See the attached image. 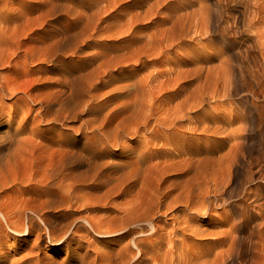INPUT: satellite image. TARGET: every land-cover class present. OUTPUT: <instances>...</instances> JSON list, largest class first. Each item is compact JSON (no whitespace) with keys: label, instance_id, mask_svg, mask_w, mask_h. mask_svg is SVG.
Masks as SVG:
<instances>
[{"label":"rangeland","instance_id":"1","mask_svg":"<svg viewBox=\"0 0 264 264\" xmlns=\"http://www.w3.org/2000/svg\"><path fill=\"white\" fill-rule=\"evenodd\" d=\"M0 16L23 72L0 71L19 89L6 112L32 105L14 122L32 140L20 174L42 159L36 180L2 194L23 213L16 232L3 224L2 264H165L182 251L174 264H210L242 218L231 204L262 211L244 191L264 187V0H0ZM218 187L235 189L230 204L212 203ZM148 220L166 230L134 263Z\"/></svg>","mask_w":264,"mask_h":264},{"label":"bare ground","instance_id":"2","mask_svg":"<svg viewBox=\"0 0 264 264\" xmlns=\"http://www.w3.org/2000/svg\"><path fill=\"white\" fill-rule=\"evenodd\" d=\"M256 18V13L252 10L249 11V19L254 20ZM249 21V22H250ZM6 22L4 17L0 16V71L4 69H10L13 73L17 74L16 76H20L23 74L22 71L18 70L19 61H18V46L19 42L16 40L15 32L12 35L7 36V34L11 31L7 29L3 23ZM10 39L13 43L11 47H7V40ZM19 89H16L11 83L6 82L3 76L0 74V247L3 245V239L1 238V232L3 229V224H6L10 231L16 232V230L11 227L13 224L14 218H19L22 216L21 210H15V208L7 207L3 202V192L7 186L16 183L20 179L25 182H30L36 180V178L40 175V172L37 171L39 164L42 162V159H39L38 162L35 160H31L27 162L25 173L20 174V157L22 153V149L24 146H29L32 144V140L30 138L24 137V129L22 127L18 129L14 127V122L16 118L22 112V121L24 122L25 118H29L28 116L32 112L31 103L27 106V108L22 107L21 109H17L14 106H11V109L6 112V103L5 100L8 96H15ZM33 102V101H32ZM32 135L36 136L37 133L33 130ZM263 143V141H262ZM56 161L54 157L47 159V166L45 170L41 173L42 182H47L51 180L52 175L56 172V169H53ZM18 167V168H17ZM42 167V166H40ZM51 168V169H50ZM65 178V176H64ZM254 178V172L251 170L247 175V182L252 181ZM224 190L222 188L216 189V194L214 195V199L212 203H218L222 201L223 204H230L229 199L230 195L235 192L233 189ZM245 197L247 199L252 200L253 203L259 201L264 198V187L261 184H257L255 189L245 190ZM221 196H226L225 199L221 198ZM254 204H246L245 201L237 202L231 204L232 211L239 217L240 211L242 210V218L236 222L231 231L230 235L225 236L224 243L228 245V249L221 250L214 255V258L211 260L210 264H264V206L262 204H258L262 211H252L250 209L255 207ZM257 212L256 214H253ZM32 216L40 217L36 211L31 210ZM29 218V217H28ZM30 219V218H29ZM260 219L259 223H255ZM90 229L100 237H112L119 236L122 233L124 234V230H118L116 232H106L99 230L97 224L90 220H85ZM145 223L146 230H141L139 232L138 237L130 242V248L135 249L133 252V262L135 263L140 255L141 250L139 248L140 243L142 241H147L155 235H159L161 231L166 230V222L163 220H158V222H154V220H148ZM255 224V225H254ZM179 229H176L177 232ZM187 230V229H185ZM28 232V227L25 228L22 234H26ZM169 234V233H167ZM247 234V236H245ZM125 236V235H124ZM141 237H147L145 239H140ZM165 238V237H163ZM258 238L259 241L254 240ZM256 245H260V247H256ZM160 246V244L158 245ZM158 246H154L152 248V252L157 250ZM1 249V248H0ZM185 252L172 253L166 258L165 264H174V260L176 256L182 258ZM8 258L7 255L2 254L0 250V264L2 262H6ZM254 258H257L258 261H254ZM155 261V260H154ZM157 264H161L158 262ZM183 264H192L189 262H184Z\"/></svg>","mask_w":264,"mask_h":264}]
</instances>
